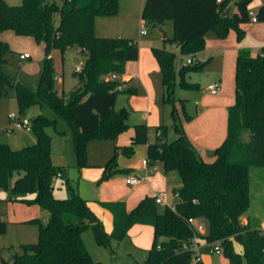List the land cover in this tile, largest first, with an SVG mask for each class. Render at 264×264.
Returning <instances> with one entry per match:
<instances>
[{
	"label": "trees",
	"instance_id": "obj_1",
	"mask_svg": "<svg viewBox=\"0 0 264 264\" xmlns=\"http://www.w3.org/2000/svg\"><path fill=\"white\" fill-rule=\"evenodd\" d=\"M252 0H144L141 18L161 24L171 20L173 36L166 38L178 45V53L151 47L160 72L163 102L171 105L172 127L176 137L166 140V125L156 126L159 133L148 142V126L133 125L130 143L120 148L126 158L133 156L137 145H146L148 163L160 161L165 172L175 171L179 179L177 200L158 207L154 195H145L128 209L122 200L99 201L112 215V230L105 231L102 221L88 206L87 200L71 191L69 197L53 194V180L58 173L66 181V166L55 167L51 160L50 136L46 127L55 119L37 114L31 120L35 136L33 144L12 149L0 142V190L9 188V179L18 174L10 187L8 200L36 204L47 212L45 221L34 217L26 222L37 225V240L19 245L12 259L0 264H101L86 249L81 233L90 227L96 244L109 247L111 239L120 240L134 224L152 226L153 240L147 256L137 264H204L193 263L194 252L184 245L194 231L189 217L205 221L200 240L218 242L228 264H264V234L260 224L252 225L241 217L249 209L250 168L264 167V44L252 54L240 48L235 58L234 102L227 109L226 136L213 149V161L203 160L188 139L175 111L173 88L176 76L183 88H197L185 80L190 71L202 70V64H183L176 68L177 54L198 53L205 47V34L212 30L225 38L230 28L239 41L244 34L240 27L250 21ZM230 7L228 15L224 10ZM118 0H22L11 5L0 0V98L13 94L19 112L34 103L46 104L68 125L78 169L88 166L86 144L89 139H110L128 128V110L115 109L123 81L106 79L109 74L124 73L126 62L138 58L139 48L133 40L115 36H97L95 18L114 15ZM264 22V3L255 11ZM10 30L18 36L32 37L44 46L43 66L35 88L24 85L4 71L8 43L1 38ZM77 46L85 54L77 84L67 95L58 94L52 69L51 53H63ZM115 146L103 165L98 183L116 173L130 169L118 166ZM3 226L0 222V231ZM236 244L239 248L236 249Z\"/></svg>",
	"mask_w": 264,
	"mask_h": 264
},
{
	"label": "rangeland",
	"instance_id": "obj_2",
	"mask_svg": "<svg viewBox=\"0 0 264 264\" xmlns=\"http://www.w3.org/2000/svg\"><path fill=\"white\" fill-rule=\"evenodd\" d=\"M8 4L17 5L22 0H5ZM262 0H252L250 6L253 8L259 6ZM144 0H118V10L114 15H100L96 16L95 33L97 36H117L118 33L114 28H121L125 32V37L137 43L139 50L142 52V46H146L149 51L151 47L165 48L167 50L175 51L178 53L176 43L163 39L171 38L173 36V25L171 20H164L161 24L144 22L141 18V11ZM250 9V8H249ZM145 23L146 34L139 35L140 22ZM107 27L108 30L101 31V28ZM243 29V37L238 41L236 33L233 28H230L225 38L233 37L236 45L246 47L252 54L259 53L264 44V22H246L240 25ZM106 34V35H104ZM230 34L232 36H230ZM211 35L216 36L212 30L205 34V39ZM234 35V36H233ZM4 39H7L9 50L5 53L4 57L6 63L4 64V71L14 80L27 85L31 88L37 86L40 71L43 66L44 46L42 43H37L32 37L17 36L12 31H5ZM77 46H72L64 54L58 50H53L51 53V63L54 75L59 76V79H54L55 88L60 95H67L69 91L77 84L79 77L76 74V69L81 68L85 61V55L78 52ZM19 52H27L31 58L25 61H20L18 58ZM199 55V54H198ZM188 56V55H187ZM185 55L177 54L175 64L179 69L181 65L186 64ZM200 56V55H199ZM221 55H214L211 61L203 65L202 70L190 71L185 75V80L192 83H199L196 89L183 88L179 84V76H176L175 85L173 88L175 97V111L179 114L183 113L181 102L184 103V108L189 112L195 111L194 101L202 93L206 92L207 85L213 80H217L220 75L221 62L219 59ZM142 59V54H141ZM233 85V82H232ZM131 87L135 92L128 94L126 91H120L117 95L115 109L119 110L122 107L126 108L128 114V128L117 133L110 139H97L92 138L86 144V158L91 166L78 169L75 164V157L73 152V143L71 131L67 123L60 118L55 112L46 104L34 103L27 109L21 112L22 116L31 120L37 114H42L48 118L55 119L54 125L46 127V131L50 136V153L51 160L55 167L66 166L69 170L68 184H70L74 192H79L85 198L95 197V191L100 177L101 168L98 166L104 165L106 160L113 154L115 146H118L116 156L119 161L124 160L120 152V148L130 143V137L133 132V125L142 123L145 119L142 118V84L135 76L127 86H122L123 89ZM232 88V86H231ZM158 92V81H157ZM135 95L138 102L132 105L128 96ZM181 99L183 101H181ZM160 103L158 106L159 114L163 115V124L168 126L167 141H171L176 137V133L172 127L170 118L171 105L163 104L161 98L157 101ZM136 106V107H135ZM20 113L17 101L12 93L6 97L0 98V141L9 145L12 149H20L23 146L33 144L35 136L30 131L24 130H9V113ZM148 139L149 142L155 141V127L148 125ZM140 145L135 147V159L142 157ZM157 168L156 173L162 174V168L159 163H155ZM18 174H14L9 179V188L0 190V219L4 217L6 221L29 220L35 216L43 219V210L36 204H25L19 201H8L10 195V187ZM152 175L149 176V178ZM168 182L170 186L174 183L179 184L178 176L175 171L168 175ZM174 177V178H173ZM172 179V180H171ZM178 179V180H177ZM152 182V180H150ZM167 182V183H168ZM53 194L56 197H69L71 191L68 188L67 181L56 175L53 180ZM167 189L164 191H155V194L165 195L166 202L171 204L177 196ZM177 186V185H176ZM160 187V185H159ZM158 189V188H157ZM250 199L251 204L249 209L242 215V221L246 218L250 220L252 225L260 224L264 226V167L253 166L250 168ZM78 194V193H77ZM124 201V199H120ZM164 203H158L161 208ZM47 216V212L44 211ZM206 230L207 224L203 221ZM143 225H132L126 235L120 240L111 239L109 247L99 246L96 244L92 230L86 227L82 233V241L88 250L91 258L100 262L101 264H137L145 259L148 249L151 247L153 235L151 232L142 233ZM144 227V226H143ZM37 240V229L34 223L23 222L13 223L7 225L0 231V258L7 259L13 252L19 251V245L27 242H35ZM15 244L13 249H8V244ZM202 243V242H201ZM204 243V242H203ZM89 246L90 249L87 247ZM236 249L239 246L236 244ZM207 264H226V259L223 255L205 254Z\"/></svg>",
	"mask_w": 264,
	"mask_h": 264
},
{
	"label": "crops",
	"instance_id": "obj_3",
	"mask_svg": "<svg viewBox=\"0 0 264 264\" xmlns=\"http://www.w3.org/2000/svg\"><path fill=\"white\" fill-rule=\"evenodd\" d=\"M250 4L248 6L250 8L249 10L252 9ZM257 8L258 6L253 8L254 10L252 11L255 12ZM96 22L97 21L95 18V27H96ZM249 22L257 23L260 21L257 20L253 22L250 20ZM114 29L115 30L113 31H116V33H118L117 36L125 37L126 34L124 30H122L121 28H114ZM102 30L105 31L108 30V28L107 27L101 28V31ZM4 32L1 34V38L7 42V39H4L3 36ZM145 34L139 33V35L142 36ZM230 36L232 35L230 34ZM25 37H29V36H25ZM108 37H115V36L112 35ZM163 39H165V37ZM176 46L178 50V45L176 44ZM70 48L71 47H68L65 51L69 50ZM76 48L78 52H81L78 47ZM240 48L243 47L237 46L233 37L228 36V38H219L217 36L211 35L210 37L205 39V47L201 51H199L198 54L201 57L206 58L207 59L206 62L211 61L214 55L217 56L221 55V58L219 59V61L221 62V69H220L221 77H219L217 80H213L212 82H210V83H218L220 85V90L216 94H211L207 88H206V92L202 91L199 97H197L196 100L194 101L195 111L193 113H189L184 108L183 102H181L183 113L179 114L176 111L178 120L182 125L188 139L190 140L193 147L198 152L199 156L205 161H213V159L215 158L213 154V149L216 146H218L226 136L227 109L228 106L232 105L234 102L235 58ZM64 52L62 53V55L64 54ZM21 53H27V52H19L18 58ZM81 53L84 54L83 52ZM141 54H142V59H141ZM30 58L31 55L29 54L28 58L25 59L19 58V60L25 61ZM135 76L140 80L142 84V96H141V99L143 100L142 118L145 119L143 123L155 127V136H156L159 133V131L156 130V126L164 125L163 124L164 117L162 114L161 115L159 114L158 106H157L160 105V103H157V101L160 98H161V102L164 104L162 99L163 88L161 83V72L159 66L155 58L153 57L151 51H149V49H147L145 45L142 46V52L141 50H139L138 58L136 60L126 62L124 67V73L119 75L117 79L123 81L124 86H127V83L130 82V80L133 79ZM56 79H59V76H57ZM157 81H158V92L156 90ZM196 84L198 88L199 83ZM138 98L139 97L135 95L128 96V100L132 105H135V103L138 102ZM181 101L183 100L181 99ZM170 118L172 121L171 114H170ZM166 127H167V133H166V137H167L169 128L167 125ZM140 146H142L140 150L142 151V157H140V159L137 160L135 159L134 157V154L136 153V149H135L133 156H131L130 158H126L125 156H123L124 160L121 161L118 160V166L130 169L129 172L116 173L111 178L104 180L100 183H97L94 198L93 197L85 198L81 196L79 192H77L82 198L87 200L88 206L102 221L104 229L108 233L112 230V215L107 209H105L98 203L99 201H115V200L124 199L126 207L130 209L145 195H159V194H155V191L157 190L164 191L165 189H167L166 188L167 184L170 187L169 190L172 191L173 193L180 185V183L177 184L174 183L173 181V186H170L169 185L170 183L168 182L169 181L168 175L173 171L165 172L163 168V164L160 161L148 163L146 160V145L144 144ZM155 163L160 164L162 168V174L156 173L157 168L154 166ZM88 166H91V163L88 162ZM98 166L101 168V172H102L103 165L102 166L98 165ZM148 168H153V171L151 173H148L147 178H145L147 172L146 169ZM65 174L68 180V174H69L68 168ZM129 175H135L140 177L139 182L134 185L127 184L125 179ZM150 175L152 176L149 178ZM150 180H152V182H150ZM67 182H69V180ZM162 196L163 199L166 201L165 195ZM176 200L177 198L174 199V202L171 203V205H173ZM8 201H12V200H8ZM42 212L44 214L43 219H41L38 216L35 217L45 221L48 215L46 216V213H44V211ZM0 222L4 229L7 225H12L13 223H23L26 221L25 220L6 221L4 217H1ZM137 225L144 226V227L142 226V233L151 232V234L153 235L152 226L147 224H137ZM261 226L264 227L263 225ZM36 229H37V225H36ZM14 247L15 244L12 243L7 245L8 249H13ZM87 248L90 249L89 246ZM199 252H200L201 261L204 264H207L205 254H210V253H208L207 246L205 245V240L203 239L200 240ZM226 264H228L227 259H226Z\"/></svg>",
	"mask_w": 264,
	"mask_h": 264
},
{
	"label": "built area",
	"instance_id": "obj_4",
	"mask_svg": "<svg viewBox=\"0 0 264 264\" xmlns=\"http://www.w3.org/2000/svg\"><path fill=\"white\" fill-rule=\"evenodd\" d=\"M220 1V0H217ZM262 3H264V0H262ZM250 20L255 22L257 21V17L255 15V12L250 11ZM145 23L140 22L139 24V33L140 34H145L146 33V29L144 26ZM29 54L28 53H21L19 55L20 59H25L28 58ZM207 59L204 57H201L198 55V53H193V54H189L186 57V63L187 64H202L206 61ZM81 68H77L76 71H80ZM118 74L116 73H112L109 74L106 79H117L118 78ZM55 78H57L55 76ZM207 89L211 94H216L219 90H220V85L218 83H209L207 85ZM8 120H9V130H25V131H30L31 130V123L30 120L27 119L26 117L22 116L21 113H9L8 114ZM146 175L145 178H147V174L151 173L153 171V168H148L146 169ZM58 175H60L58 173ZM126 183L130 184V185H134L136 183L139 182L140 177L135 176V175H129L126 177ZM174 194L177 196V192L174 191ZM155 196V202L156 203H164V205H170L168 204L164 199L162 195H154ZM187 223L191 226V228L194 231L193 236L188 239L187 243L184 245L185 248H188L190 250H192L194 252V258H193V263H196L198 261L201 260L200 258V252H199V248H200V239L196 236V233H204L205 232V228H204V224L201 221L196 220L193 217H189L187 219ZM262 233L264 234V228L262 230ZM205 245L207 246V250L208 253L210 254H214V255H223V248L222 246L218 243V242H206L205 241Z\"/></svg>",
	"mask_w": 264,
	"mask_h": 264
},
{
	"label": "water",
	"instance_id": "obj_5",
	"mask_svg": "<svg viewBox=\"0 0 264 264\" xmlns=\"http://www.w3.org/2000/svg\"><path fill=\"white\" fill-rule=\"evenodd\" d=\"M229 11H230V7H227V8L224 10V12L222 13V15H223V16L228 15V14H229ZM12 258H13V255H10V256L8 257V259H12Z\"/></svg>",
	"mask_w": 264,
	"mask_h": 264
}]
</instances>
